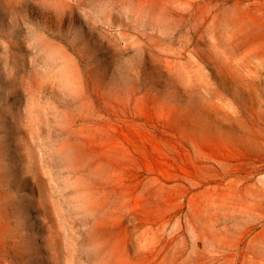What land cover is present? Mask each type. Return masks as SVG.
I'll list each match as a JSON object with an SVG mask.
<instances>
[{
  "label": "rangeland",
  "instance_id": "rangeland-1",
  "mask_svg": "<svg viewBox=\"0 0 264 264\" xmlns=\"http://www.w3.org/2000/svg\"><path fill=\"white\" fill-rule=\"evenodd\" d=\"M0 264H264V0H0Z\"/></svg>",
  "mask_w": 264,
  "mask_h": 264
}]
</instances>
